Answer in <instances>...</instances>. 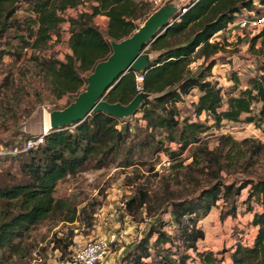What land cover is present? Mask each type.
<instances>
[{
  "label": "trees",
  "instance_id": "1",
  "mask_svg": "<svg viewBox=\"0 0 264 264\" xmlns=\"http://www.w3.org/2000/svg\"><path fill=\"white\" fill-rule=\"evenodd\" d=\"M246 11L263 13L264 0H194L176 16L147 51L160 55L144 74L142 92L157 97L132 120L96 113L73 129L49 131L34 148L22 147L34 139L24 137L14 146L17 154L0 156V164L15 169L0 173V264H29L33 247L27 240L47 220L78 222L81 212L56 194L62 181L89 164L95 170L116 166L136 172L124 178L133 189L124 207L147 227L126 246L122 264H264V178L250 173L264 144L221 133L211 149L204 140L225 122L264 128V31L250 41V50L263 59L253 77L244 83L233 70L235 82L228 93L212 80L225 50L214 38ZM154 12L146 0H0V66L7 58L15 64L25 59L32 64L34 80L57 100L68 97L69 105L85 90L95 66L111 55L110 41L130 37ZM100 16L109 19L105 32L95 22ZM66 35L70 52L61 60L52 42H62ZM136 77L133 71L125 75L107 101L130 103L139 94ZM2 85L9 89V78ZM196 91L198 99L191 103L196 119L182 117L180 104ZM163 156L168 171L186 180V194L176 197L171 176L157 171ZM224 173L242 176L231 180ZM153 177H160L157 189ZM220 205L222 219L236 218L241 208L253 214L256 235L250 244L240 239L227 250L201 251L203 222ZM71 245L66 239L56 241L62 260Z\"/></svg>",
  "mask_w": 264,
  "mask_h": 264
},
{
  "label": "rangeland",
  "instance_id": "2",
  "mask_svg": "<svg viewBox=\"0 0 264 264\" xmlns=\"http://www.w3.org/2000/svg\"><path fill=\"white\" fill-rule=\"evenodd\" d=\"M149 1V0H146ZM88 5L85 6V9ZM260 9V8H259ZM264 13V11H263ZM104 20V21H102ZM96 24L102 32L107 29L106 20L101 17L96 18ZM259 32L226 30L219 33L214 41H219L224 46V51L218 55L219 64L213 69L212 80L228 93L234 84L232 76L233 70L239 72V78L245 83L253 77L259 66L263 62L262 57L257 56L250 50V41ZM67 35L62 42L56 38L52 42L53 53L56 58L64 60L69 49L67 46ZM259 46V44H258ZM200 61L193 65L197 70ZM32 64L24 60L15 64L7 58L4 65L0 66V156L5 157L10 154H17L14 146L27 136L40 137L45 134L47 116L51 111L62 110L70 102L68 97L57 100L51 96L44 86H40L34 80ZM11 83L9 89L3 87L7 81ZM2 88V90H1ZM198 92L185 98L180 104L182 117L191 116L196 119L191 108V103L197 101ZM74 100V99H73ZM133 118V117H132ZM125 119V121H130ZM136 120V119H135ZM135 120L132 124L135 126ZM203 116L201 121H205ZM210 126L212 121L208 123ZM221 133L232 136L237 141L253 139L264 144V128H258L254 124L245 122L229 123L225 122L221 129L213 128L205 135V142L214 149ZM27 139V138H26ZM28 142H23L22 147H27ZM187 156V155H185ZM191 160L186 161L189 164ZM170 164L166 157H162V163L157 166V171L161 175L171 176L172 191L176 197L186 194L185 188L189 187L183 176L176 178V173L168 171ZM15 169L10 164H0V173ZM142 175L146 177V169H141ZM255 178H264V154L250 170ZM135 170L130 168L122 170L116 166L95 170L89 164L85 169L75 176H70L62 181L58 186L56 198L63 200L76 208L81 215L78 222L65 224L60 220H47L41 224L27 240L31 251L29 264H71L75 253L84 245L99 238L117 235L118 244L113 247L110 255L106 259L109 264H122L126 246L136 242L146 230V224L136 223L125 211L126 200L133 194V189L125 184V176L134 177ZM228 176L224 173V178L234 180L241 177ZM160 177L152 178L153 186L157 189ZM247 191L244 192L246 196ZM221 205L215 208L210 216L203 222L206 232V240L201 242V251L219 252L230 249L240 239H244L245 244L253 241L255 230L251 222L253 214L245 213V208H241L236 218H221ZM86 209V213L82 210ZM257 210H261L256 206ZM66 239L72 242L63 256L60 249H56V241ZM58 245V244H57ZM189 264H198V261Z\"/></svg>",
  "mask_w": 264,
  "mask_h": 264
},
{
  "label": "water",
  "instance_id": "3",
  "mask_svg": "<svg viewBox=\"0 0 264 264\" xmlns=\"http://www.w3.org/2000/svg\"><path fill=\"white\" fill-rule=\"evenodd\" d=\"M193 1L166 0L130 37L122 41H110L111 55L99 62L86 77L85 90L66 108L49 113L48 132L73 129L101 112L125 121L134 117L147 101L156 98L155 95L140 92L126 105L107 101L109 94L125 75L131 71L145 74L156 62L160 53H148L149 46L167 32L175 17Z\"/></svg>",
  "mask_w": 264,
  "mask_h": 264
},
{
  "label": "built area",
  "instance_id": "4",
  "mask_svg": "<svg viewBox=\"0 0 264 264\" xmlns=\"http://www.w3.org/2000/svg\"><path fill=\"white\" fill-rule=\"evenodd\" d=\"M157 11L166 0H149ZM183 12H186L184 10ZM228 31L239 30V31H253L262 32L264 31V13L258 12H244L237 15L236 19L229 25ZM137 91L142 92V83L144 81V74L137 73ZM48 131L40 137H35L28 142L27 149L34 148L44 143V137ZM118 242L117 235L113 234L109 237L99 238L92 241L83 247H81L73 256L71 264H103L111 253L113 245Z\"/></svg>",
  "mask_w": 264,
  "mask_h": 264
},
{
  "label": "crops",
  "instance_id": "5",
  "mask_svg": "<svg viewBox=\"0 0 264 264\" xmlns=\"http://www.w3.org/2000/svg\"><path fill=\"white\" fill-rule=\"evenodd\" d=\"M102 19H105L106 20V24H107V27H108V23H109V19L107 18V17H104V16H100ZM102 21H104V20H102ZM195 93H197V91L195 92ZM194 93V94H195ZM255 230V229H254ZM255 235H256V230H255ZM255 235H254V237H255ZM254 239V238H253ZM107 262V261H106ZM106 262H104L103 264H109V263H106Z\"/></svg>",
  "mask_w": 264,
  "mask_h": 264
},
{
  "label": "bare ground",
  "instance_id": "6",
  "mask_svg": "<svg viewBox=\"0 0 264 264\" xmlns=\"http://www.w3.org/2000/svg\"><path fill=\"white\" fill-rule=\"evenodd\" d=\"M49 128V115L47 116V120H46V130H48Z\"/></svg>",
  "mask_w": 264,
  "mask_h": 264
}]
</instances>
